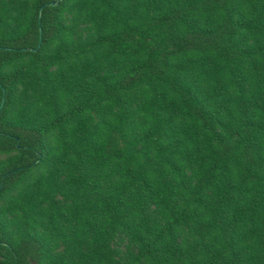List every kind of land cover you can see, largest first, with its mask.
<instances>
[{
	"label": "trees",
	"instance_id": "16d2710c",
	"mask_svg": "<svg viewBox=\"0 0 264 264\" xmlns=\"http://www.w3.org/2000/svg\"><path fill=\"white\" fill-rule=\"evenodd\" d=\"M57 1L0 0V264H264V0Z\"/></svg>",
	"mask_w": 264,
	"mask_h": 264
},
{
	"label": "water",
	"instance_id": "95a60500",
	"mask_svg": "<svg viewBox=\"0 0 264 264\" xmlns=\"http://www.w3.org/2000/svg\"><path fill=\"white\" fill-rule=\"evenodd\" d=\"M61 0H58L57 2H52V3H50L49 5L50 6H54V5H56L58 2H60ZM44 7V6H43ZM43 7L41 8V9H43ZM40 17H41V10H40V12H39V20H40ZM2 104H3V101H2ZM2 104H1V106L0 107H2Z\"/></svg>",
	"mask_w": 264,
	"mask_h": 264
}]
</instances>
